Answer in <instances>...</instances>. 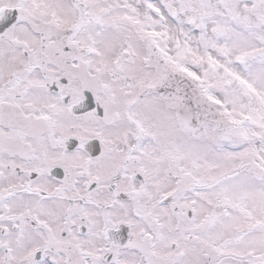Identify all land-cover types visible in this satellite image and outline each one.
Returning <instances> with one entry per match:
<instances>
[{"label": "snow or ice", "instance_id": "obj_1", "mask_svg": "<svg viewBox=\"0 0 264 264\" xmlns=\"http://www.w3.org/2000/svg\"><path fill=\"white\" fill-rule=\"evenodd\" d=\"M0 264H264V0H0Z\"/></svg>", "mask_w": 264, "mask_h": 264}, {"label": "flooded vegetation", "instance_id": "obj_2", "mask_svg": "<svg viewBox=\"0 0 264 264\" xmlns=\"http://www.w3.org/2000/svg\"><path fill=\"white\" fill-rule=\"evenodd\" d=\"M93 143H96V142H93ZM72 144H74V142H71L70 147H71ZM58 171L59 170H53V174H56Z\"/></svg>", "mask_w": 264, "mask_h": 264}, {"label": "water", "instance_id": "obj_3", "mask_svg": "<svg viewBox=\"0 0 264 264\" xmlns=\"http://www.w3.org/2000/svg\"><path fill=\"white\" fill-rule=\"evenodd\" d=\"M74 142V141H73ZM75 143V142H74Z\"/></svg>", "mask_w": 264, "mask_h": 264}]
</instances>
